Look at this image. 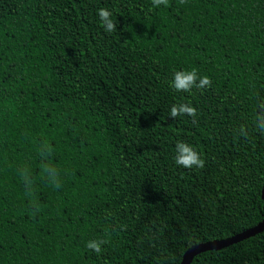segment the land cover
Returning <instances> with one entry per match:
<instances>
[{
  "label": "trees",
  "instance_id": "16d2710c",
  "mask_svg": "<svg viewBox=\"0 0 264 264\" xmlns=\"http://www.w3.org/2000/svg\"><path fill=\"white\" fill-rule=\"evenodd\" d=\"M262 112L264 0H0V264H182L258 225ZM191 264H264V232Z\"/></svg>",
  "mask_w": 264,
  "mask_h": 264
},
{
  "label": "clouds",
  "instance_id": "9594fccd",
  "mask_svg": "<svg viewBox=\"0 0 264 264\" xmlns=\"http://www.w3.org/2000/svg\"><path fill=\"white\" fill-rule=\"evenodd\" d=\"M152 3L155 7H159L160 5L167 6L168 0H152ZM97 15L106 32L111 33L116 30L115 22L111 19V12L108 9H99ZM211 83L212 81L209 76H199L197 70L192 69L190 71L175 72L172 80V87L178 92H189L194 87L199 89L210 87ZM184 114L195 117L197 109L189 104H177L171 107L170 116L172 118ZM256 127L264 131V112L257 115ZM175 163L183 168H203L205 166V160L201 158L200 153L186 142H177ZM104 243H106V241L103 240L89 241L86 246L99 253L101 251V245Z\"/></svg>",
  "mask_w": 264,
  "mask_h": 264
},
{
  "label": "water",
  "instance_id": "95a60500",
  "mask_svg": "<svg viewBox=\"0 0 264 264\" xmlns=\"http://www.w3.org/2000/svg\"><path fill=\"white\" fill-rule=\"evenodd\" d=\"M263 197H264V187H263ZM264 232V220L260 222L258 225L240 233L233 237L224 239L211 241L206 243L197 244L191 248H189L183 255L182 264H191L194 257L200 253L210 251V250H220L226 247H229L233 244L244 241L248 238H251L257 234Z\"/></svg>",
  "mask_w": 264,
  "mask_h": 264
}]
</instances>
